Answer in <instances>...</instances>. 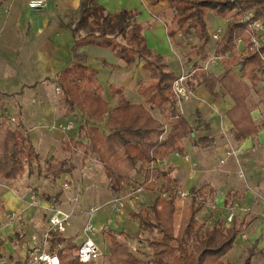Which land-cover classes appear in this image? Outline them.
<instances>
[{
    "label": "trees",
    "instance_id": "1",
    "mask_svg": "<svg viewBox=\"0 0 264 264\" xmlns=\"http://www.w3.org/2000/svg\"><path fill=\"white\" fill-rule=\"evenodd\" d=\"M170 1L174 16L177 13L181 23L190 22L188 31L194 24L199 25L202 37L208 35L206 16L209 13L226 20L224 34L215 47V56L227 59L222 64L224 72L216 75L198 65L185 85L190 91L203 85L216 100L225 95L234 100L235 107L228 116L234 126L235 140L242 141L257 134L264 120L262 125L254 121L251 99L253 94L259 95L262 90L264 42L259 50L253 46L250 25L264 20V0ZM79 16L74 33L87 28L94 32L95 28L91 27L94 20H99L100 29L96 36L88 34L77 38L75 50L84 45H96L110 48L128 65L144 61L149 80L138 84V93L146 100L144 104L132 103L124 88L112 87V97L116 98V104L112 106L103 97V87L96 71L81 57L71 61L53 79L60 90L57 106L63 117H72L74 122L81 118L82 122L63 143L62 150L68 154L80 153L84 163L88 160L98 162L109 186L118 194L134 183L144 187L151 180L164 179L152 205L131 215L138 221L141 231L153 235L146 240L150 259L144 260L119 240L127 235L126 232L107 228L102 231L108 245L107 264H239L225 258L235 248L245 222L234 218L229 226H226V220L201 223L200 214L207 206L204 194L208 187L204 186L190 190L189 202L176 230L175 214L180 190L170 177V169L151 167L154 161L166 160L175 153L184 155L183 141L194 133V128L177 107L173 85L178 76L169 69L162 56L147 47L136 14L122 11L112 16L98 5L97 0H83ZM112 34L122 37L124 45L116 43ZM207 39L208 36L204 40ZM239 40L246 49L245 55L239 53ZM22 89L12 94L0 93V96L15 97ZM152 110H158L166 123L157 120ZM192 140L197 145L205 138ZM46 162L47 168L32 143L22 112L14 117L0 115V179L12 183L35 169L38 174L44 172L47 178L58 181L75 170L68 157ZM137 174H143L142 182L136 179ZM140 235L141 232L127 236L140 240ZM57 245H61L57 248L60 264H84L77 255L79 247L68 244L65 236L54 235L50 247L53 250ZM258 253L257 246H250L240 264H253Z\"/></svg>",
    "mask_w": 264,
    "mask_h": 264
},
{
    "label": "crops",
    "instance_id": "2",
    "mask_svg": "<svg viewBox=\"0 0 264 264\" xmlns=\"http://www.w3.org/2000/svg\"><path fill=\"white\" fill-rule=\"evenodd\" d=\"M28 1H0V93H17L24 87L20 95L0 98L15 100L14 108L17 114L22 112L24 125L41 159L58 161L68 157L75 166L71 175H65L58 181H52L45 174H38L33 168L34 172L30 173L28 181L93 182L91 160L84 163L80 153L68 154L62 150L63 143L74 132L66 133L51 128L72 120V117H63L57 106L56 90L59 88L53 82L54 77L71 61L81 57L87 66L96 71L101 85L102 79L112 82L111 88H124L126 97L132 103L144 104L146 100L138 93V84L149 80V71L144 61L128 65L110 48L84 45L74 49L77 38L88 34L96 36L100 29L99 20H94L91 25L95 28L94 32L87 28L74 33L83 0H46V8L39 11L30 10ZM97 3L112 16L122 11L136 14L147 47L162 56L176 76L190 75L198 65L203 67V63L199 64L195 60L192 64H184L180 58L176 46H182L183 42L179 39L182 36L179 33L173 34L171 29L174 10L170 0H97ZM212 14L206 16L207 27L210 20L218 21L220 18ZM222 20L224 25L218 28L225 29L226 20ZM111 37L116 43L124 45L122 37L116 34ZM262 38L264 40V35ZM196 57L199 60L202 58ZM210 71L220 75L224 67H213ZM102 87L104 99L111 105L116 104L112 94L110 99L105 98V87ZM50 91H54V94L49 95ZM193 94L191 101L184 105V115L194 128V133L183 141L185 154L171 155L161 169L171 170L170 177L179 190L190 192L192 189L208 187L204 194L207 205L225 210V220L229 213L235 211L236 218L245 222L244 231L235 248L257 246L259 253L253 259V264H264V116L260 115L262 120L258 122L252 109V117L257 125H262L261 130L237 141L234 138L233 123L228 116V112L235 107L234 100L229 95L216 100L203 85L196 86ZM2 110L1 115H13V112H9L12 111L11 106H5ZM152 114L157 120L166 123L158 110H152ZM203 138L205 141L202 144L193 143L192 139ZM99 166L101 172L102 167ZM136 179L142 182L143 174H137ZM0 182L4 181L0 179ZM155 182L162 185L164 179L159 178ZM155 185L147 184L144 189L154 190ZM146 191L143 193L152 195ZM140 194H135L134 201L139 200ZM16 195L13 190L4 194L10 208L25 210V215L30 217L35 215L33 210L27 209L26 194L22 200L16 198ZM244 210H248V213ZM99 218L95 223L97 225L106 217L100 215ZM117 218L118 221L121 219ZM129 219H132L131 215ZM25 221L31 223V219L25 218Z\"/></svg>",
    "mask_w": 264,
    "mask_h": 264
},
{
    "label": "rangeland",
    "instance_id": "3",
    "mask_svg": "<svg viewBox=\"0 0 264 264\" xmlns=\"http://www.w3.org/2000/svg\"><path fill=\"white\" fill-rule=\"evenodd\" d=\"M211 16H213V14ZM173 17V20H171V29L173 34H181L182 37H179V39L183 42L182 46H176L175 43L174 45L178 49L180 58L184 64H187L188 62L192 64L195 60L199 64L203 63V66L207 67L208 70L213 69V67L221 66V63L218 65H212L210 64V61L215 56V47L217 43V41L212 38V34L219 26L224 25L222 18H219L218 21L210 20L209 27H207L208 35L205 34V36L202 37L200 36L201 27L199 25L194 24V26H192L188 31L190 22L181 23L177 13L175 16L173 13ZM206 36H208L207 41H205ZM262 42H264L263 39ZM238 48L240 55L246 54V49L242 43H238ZM196 56L202 58L199 60ZM101 83L105 87V98L110 99V88L113 85L112 82H106L102 79ZM261 87V93L259 95L254 94L252 99V109L254 110V116L258 119V122L262 120L260 115L264 116V76ZM129 93L131 92L129 91ZM48 94L53 95L54 91H50ZM58 97L59 94L56 96V99H58ZM14 103V99L9 100L0 98V115L3 111V107L11 106L12 111L9 112H13V115L11 116H16L17 110L14 108ZM114 105L115 104L112 106ZM81 122V118L78 119V122L75 121L76 127L77 124H80ZM59 157L60 156H58V158ZM41 160L43 162V166L47 168L48 163L46 160ZM91 163L92 169L90 170V173H93V182H29V171L18 180L19 182H0V228H2L0 236V264H20L23 262L25 254L28 250L30 235L33 232L42 230L43 227L47 226L50 213L53 209H60L73 214L72 221L65 234L68 244H74L79 247V245H81V243L86 239L85 228L90 224L92 225L94 228L93 239L97 242L103 252V255L97 258L94 261V264H107L108 245L102 234V231L107 228H111L117 232L124 231L128 236H133L136 233L141 232L140 240L143 242L131 239L127 235L119 237V240L125 243L133 253L138 254L144 260L150 259V251L147 248L146 240L151 239L153 235L147 231H141L139 223H137L138 221L129 218L130 215L142 212L152 205V202L159 194L158 190L160 189L161 184H159V182H155V189L150 191H146L144 189L146 186L142 187L143 191L140 194L141 196L139 200H129L130 204L128 203L122 212H116L115 209H113L111 202L118 197L127 196L131 189H127L121 194L116 193L109 186V181L106 176L100 172L99 164L94 160H91ZM42 174L44 175L45 173L43 172ZM65 183L70 185V189L66 190L64 188ZM12 190L18 194V196L16 195V198L20 200H22L21 198H23V195L26 194V203L28 204L27 209L33 210V214L35 215L30 217V215H25V210L17 209V207L10 208L9 202L4 194H7V192H11ZM145 191L150 192L152 195L143 193ZM34 193L40 194L41 196V206L39 207L32 206L31 197ZM141 197L146 199L143 200ZM131 202L134 204L132 205ZM188 202L189 196H181L178 199L177 212L175 214L176 230L179 228L183 211ZM91 208H99V212L92 219H90V217L86 214V212ZM12 213H16L18 215V221L15 227L6 228V224L8 223L9 217ZM100 215H103L106 218L103 222L97 225L95 223H97L100 219ZM117 217H119V219L121 218L119 220L121 222L117 220ZM25 218L31 219V223H25ZM216 220H222L224 222L225 210H222L221 208L213 209L211 204L207 205L204 211L200 214L201 223L211 224ZM6 242H8V245H6ZM247 248L249 247H237L233 249L225 259L240 264L243 256H245ZM260 260L261 259L259 258V261Z\"/></svg>",
    "mask_w": 264,
    "mask_h": 264
},
{
    "label": "built area",
    "instance_id": "4",
    "mask_svg": "<svg viewBox=\"0 0 264 264\" xmlns=\"http://www.w3.org/2000/svg\"><path fill=\"white\" fill-rule=\"evenodd\" d=\"M47 6L46 0H29L28 8L32 11L43 10ZM250 29L252 31L251 42L253 46L259 50L262 47V36L264 35V20L256 21L250 25ZM225 29L218 28L212 34V38L215 41H219ZM242 43L241 40L238 43ZM261 58L264 61V53H261ZM227 61L226 58L214 56L210 64L218 65L223 64ZM205 69H208L205 67ZM189 75H179L177 80L173 85V92L177 99V107L179 111L184 114V105L187 102H190L194 97L193 91H190L185 82L188 79ZM56 93L59 94L60 90L57 89ZM14 122L15 119H12ZM52 129H59L66 133H72L76 129L75 122L70 120L65 123H60L51 127ZM166 165L165 160H156L151 164L152 168H161ZM155 183V180H151L148 184ZM64 188L66 190L70 189V185L65 183ZM130 192L127 196L118 197L114 199L111 204L113 209L116 212H122L127 204L134 199L135 194L141 193L143 188L139 185H133L130 188ZM168 194H165L167 196ZM180 197H187L189 193L186 191H179ZM32 206L39 207L41 206V196L40 194L34 193L31 197ZM130 200V201H129ZM99 212V208H91L86 212V214L90 217V219L94 218V216ZM244 212L248 213V210H244ZM73 214L66 212L60 209H53L50 213L48 223L46 227H43L42 230H37L30 235L28 250L25 254L24 260L20 264H60L57 256V248H61V245H57L55 249H51L50 241L54 237L57 236H65L69 225L72 221ZM234 218H236L235 211L228 214L226 218V224L230 225ZM18 221V215L16 213H12L9 217L8 223L6 224V228L15 227ZM2 228H0V236H1ZM94 228L90 224L85 228L86 239L79 245L77 255L79 257L80 262L84 264H89L94 262L97 258L103 255L102 249L97 244V242L93 239L94 236ZM245 236H243L244 238Z\"/></svg>",
    "mask_w": 264,
    "mask_h": 264
}]
</instances>
